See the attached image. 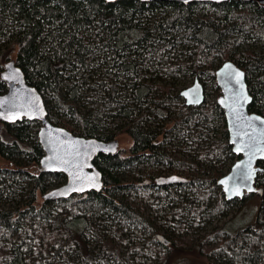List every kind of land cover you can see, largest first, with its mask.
<instances>
[{
	"label": "trees",
	"instance_id": "16d2710c",
	"mask_svg": "<svg viewBox=\"0 0 264 264\" xmlns=\"http://www.w3.org/2000/svg\"><path fill=\"white\" fill-rule=\"evenodd\" d=\"M249 36L257 48L243 61L233 48ZM15 50L54 124L132 143L94 160L100 192L46 201L67 177L39 167L41 123L0 122V157L10 163L0 167V264H171L194 247L188 216L213 223L241 209L243 198L227 199L218 184L240 156L216 70L228 60L244 69L249 111L264 116V2L0 0V61ZM181 77L203 81L202 105L186 104ZM7 89L1 79L0 95ZM256 186L254 225L237 234L224 225L197 243L212 264H264V170Z\"/></svg>",
	"mask_w": 264,
	"mask_h": 264
},
{
	"label": "water",
	"instance_id": "95a60500",
	"mask_svg": "<svg viewBox=\"0 0 264 264\" xmlns=\"http://www.w3.org/2000/svg\"><path fill=\"white\" fill-rule=\"evenodd\" d=\"M172 1L221 3L232 0ZM1 79L6 82L8 89L0 95V122L14 124L23 120L39 121L41 127L38 137L45 151L39 167L43 172L63 173L67 177L64 184L49 190L43 196L44 200L56 201L69 199L73 195L87 196L92 191L100 192L104 186L103 173L94 160L100 154H117L120 150L118 140L84 137L54 124L48 117L43 95L27 82L15 60L5 63ZM216 79L222 92L218 103L225 112L230 143L234 153L240 156L218 184L230 200L243 198L252 192L260 194L256 178L264 170L258 165L264 161V116L249 111L252 96L248 90L246 73L233 60L224 62L216 70ZM181 95L188 106H200L206 98L205 87L196 78L192 86L181 91Z\"/></svg>",
	"mask_w": 264,
	"mask_h": 264
},
{
	"label": "rangeland",
	"instance_id": "374dc122",
	"mask_svg": "<svg viewBox=\"0 0 264 264\" xmlns=\"http://www.w3.org/2000/svg\"><path fill=\"white\" fill-rule=\"evenodd\" d=\"M257 48V44L254 38H252L251 36L244 38V40H242L239 44H237L234 48H233V53L235 54H240L241 59L244 61H248V58L244 55V52L247 50H256ZM16 55H17V50H15L12 54H11V59L10 60H16ZM8 60V61H10ZM8 61H0V80H1V72L4 70V66L5 63H7ZM180 86L179 89L183 90L187 87H190L193 85L195 79L192 78H180ZM203 82V81H202ZM207 87L206 90H210V98L211 99H216L218 97V95L216 94L215 90H214V82L211 80H208L207 82ZM117 140L119 142L120 145V150H123V153H127L129 146L132 143L131 138L127 135V134H120L117 137ZM9 161H7L6 159L0 157V167L2 166H7L9 165ZM262 168H264L262 166ZM262 172V171H261ZM260 172V173H261ZM226 175V174H225ZM178 180V179H176ZM260 187V186H259ZM258 187V189H260ZM54 187H51L49 190H51ZM48 190V191H49ZM192 193V192H190ZM191 198H182L180 201L181 202H189L193 199L192 195H189ZM182 204V203H180ZM176 205V202H175ZM239 205L240 203L232 209L233 213L229 216H227L226 218L222 219V220H216L213 223H207L206 221H197L194 222V219L190 216H188V218H190V224H192L193 226H191V230H189L190 234L189 237L192 239V245H194V247L192 248V250H190V252L187 253H178L176 252V254L173 257L172 263L171 264H212L213 261L208 258L207 256L201 255L199 254V252H197V243L200 242L201 238L204 235H207L208 233H210L213 229L218 228V227H222L225 225V229L229 234H237L239 232H241L242 230L246 229L248 226L254 225L257 222L258 219V214L260 212L261 209V205H262V198L258 195L257 192H252L249 194H246L243 197V205L241 207V209H239ZM186 217H184L183 215H181V217L177 220V222H184V226H185V221H186ZM228 221V222H227ZM202 225V227L198 228L197 226ZM163 233V232H162ZM181 234L186 235L187 234V229L183 230L181 232ZM168 239V238H167ZM211 242L215 243V240H212Z\"/></svg>",
	"mask_w": 264,
	"mask_h": 264
},
{
	"label": "snow or ice",
	"instance_id": "6c2138e0",
	"mask_svg": "<svg viewBox=\"0 0 264 264\" xmlns=\"http://www.w3.org/2000/svg\"><path fill=\"white\" fill-rule=\"evenodd\" d=\"M240 75L242 76L243 74L241 73Z\"/></svg>",
	"mask_w": 264,
	"mask_h": 264
}]
</instances>
